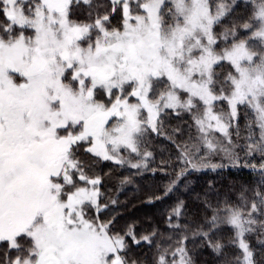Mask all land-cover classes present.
Listing matches in <instances>:
<instances>
[{
	"label": "snow or ice",
	"instance_id": "snow-or-ice-1",
	"mask_svg": "<svg viewBox=\"0 0 264 264\" xmlns=\"http://www.w3.org/2000/svg\"><path fill=\"white\" fill-rule=\"evenodd\" d=\"M110 3L112 14L121 12L119 26H111L110 14L92 19L93 0H0L6 21L0 24V243L6 245L0 264H128L120 254L126 237L140 240L131 228L113 234L111 220L86 218V208L100 213L107 206L99 203L100 178L86 175L76 153L87 143L86 154L146 166L150 152L131 163L120 150L139 155L149 132L162 134L159 117L166 110L193 113L202 106L193 120L204 147L235 166L239 156L229 127L238 106H246L254 113L248 139L254 126L259 129L248 153L264 158V0H247V18L219 35L215 27L241 6L239 0ZM79 6L89 9L90 22L71 18ZM225 63L231 71L217 72ZM217 102H226L229 112H215ZM214 131L225 143L209 138ZM181 157L198 168L187 145ZM256 196L247 215L227 206L225 217L216 210L210 221L209 231L221 224L235 230L229 244L242 252L236 264H255L245 234L257 225L264 231V220L255 216H264V194ZM201 234L220 254L224 245ZM140 239L150 242L149 236ZM172 256L169 262L161 254L157 264H193L183 241Z\"/></svg>",
	"mask_w": 264,
	"mask_h": 264
},
{
	"label": "trees",
	"instance_id": "trees-1",
	"mask_svg": "<svg viewBox=\"0 0 264 264\" xmlns=\"http://www.w3.org/2000/svg\"><path fill=\"white\" fill-rule=\"evenodd\" d=\"M239 2L241 6L215 27L218 35L225 27L231 28L233 22L243 23L250 14V8L245 6L247 0ZM93 3L98 7L93 11L92 19L97 14H110L111 26H119L121 12L117 10L112 14L110 0H93ZM88 11L84 6L75 7L71 18L90 22ZM3 23L6 21L0 14V24ZM245 34L243 30L240 31L241 37ZM216 70L226 74L231 68L226 63ZM219 105L227 110L226 102ZM177 111L179 114L173 110L161 114L162 134L149 132L139 146V155L126 149L120 152V156L131 163L143 161L144 153L150 152L152 155L147 158L146 166L132 168L130 163L120 165L114 161H104L86 154L84 150L88 144H83L76 156L84 164L86 175L100 178L99 203L107 206L100 213L95 208H86V218L99 215L101 221L111 220L110 230L113 234L124 235L131 228L140 243L136 244L126 237L128 247L120 254L128 264H157L161 254H166L171 262L172 252L181 246V241L193 264H236V258H242V252L238 246L229 244L235 230L226 224L211 231L209 229L216 210H221L218 212L221 218L227 215L226 211H222L227 206L239 207L247 215L251 203L258 201L256 193L264 194V183H261L264 169L260 167L264 158L258 151L249 154L247 148V145L259 139V129L255 126L253 139H248L246 124L254 120V113L246 106L240 107L238 118L231 127V138L237 145L235 153L239 156L234 166L232 160L221 156L222 152L209 154L205 149L193 120V113L201 114L202 106L193 109V113ZM177 145L181 147L177 148ZM185 145L189 147L190 158L198 166L197 169H193L181 157ZM212 165L217 167L213 168ZM245 165H255V168ZM182 171L184 174L180 175ZM80 186L84 185L81 183ZM169 187L171 191H168ZM181 204L180 215L176 216L173 210ZM255 216L258 222L264 220L259 213ZM255 227L257 231L246 233L245 240L254 252L255 264H264V245L260 243V240H264V231L258 225ZM203 232H209L208 238L213 242L219 240L224 245L220 254L208 246L207 239L201 234ZM143 236H149L150 242L141 240ZM5 250L6 245L0 243V257L4 256ZM10 255L15 258L17 253L12 251Z\"/></svg>",
	"mask_w": 264,
	"mask_h": 264
},
{
	"label": "rangeland",
	"instance_id": "rangeland-1",
	"mask_svg": "<svg viewBox=\"0 0 264 264\" xmlns=\"http://www.w3.org/2000/svg\"><path fill=\"white\" fill-rule=\"evenodd\" d=\"M244 1H246V0H244ZM225 46V44H224V42L223 41H221L220 42V47L222 48V47H224ZM226 64V63H225ZM98 98H102V97H98ZM219 104H222V102H217L216 103V106H215V108H214V111L215 112H217V113H221V112H223L224 114H227L228 112H229V108H228V105H227V110H225V109H222L221 108V106L219 105ZM219 106V107H218ZM240 107H242V106H238V115H239V108ZM202 113H203V107H202ZM201 113V114H202ZM146 115V114H145ZM238 115H237V117L234 119V120H232L231 121V125H230V127H229V132H230V134H231V127H232V125L236 122V120H237V118H238ZM113 123H114V121H112ZM225 122L227 123V122H229L228 121V119H227V117H225ZM202 133H200L199 132V136H200V138H201V140H202ZM209 138L210 139H213V142L215 143V142H220V143H225V138L223 137V135L220 133V132H218V131H214V132H210L209 133ZM204 145V144H203ZM206 149V148H205ZM122 150H124L123 148L120 150V152L122 151ZM127 150V149H126ZM207 150V149H206ZM222 157H224V158H226L227 160H230L229 158H227L226 156H224V154L222 153V155H221ZM231 161V160H230Z\"/></svg>",
	"mask_w": 264,
	"mask_h": 264
}]
</instances>
